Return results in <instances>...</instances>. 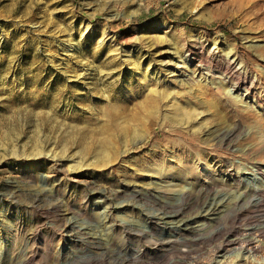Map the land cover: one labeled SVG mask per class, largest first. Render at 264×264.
<instances>
[{"label": "rangeland", "instance_id": "rangeland-1", "mask_svg": "<svg viewBox=\"0 0 264 264\" xmlns=\"http://www.w3.org/2000/svg\"><path fill=\"white\" fill-rule=\"evenodd\" d=\"M229 46L257 69L255 62L264 50V0H0V264H21L24 252H36L30 264H64L74 251L63 232L73 216L69 209L83 208L85 195L103 189L94 187L96 179L102 176L100 185L116 186L124 178L120 165L131 166L145 154L174 145L192 142L196 148L194 131L171 132L162 111L151 137L141 145L129 143L110 178L84 167L104 150L123 147L121 131L145 115L140 104L147 88L174 85L170 72L189 50L195 51L190 58L213 53L222 59ZM248 144L240 141L238 146ZM227 148L210 151L211 163L240 160ZM239 163L240 168L229 167L230 175L214 168L208 174L194 173L201 174V181L219 178L206 183L212 185L210 191L189 184V197L182 200V192L168 190L182 205L147 204L149 210L170 216L182 209L176 220L193 219L192 227L208 223L167 250L163 264H221L231 251L227 241L243 242L248 236L264 246V204L212 201L236 195L238 189L244 195V186L235 180L250 176L242 169L252 160ZM92 201L106 205L117 199L94 194ZM120 209L115 205V214ZM137 217L144 219L141 213ZM145 248L148 261L133 264L154 261L153 247L146 242ZM255 256L264 261V247Z\"/></svg>", "mask_w": 264, "mask_h": 264}, {"label": "bare ground", "instance_id": "bare-ground-1", "mask_svg": "<svg viewBox=\"0 0 264 264\" xmlns=\"http://www.w3.org/2000/svg\"><path fill=\"white\" fill-rule=\"evenodd\" d=\"M227 51V56L221 59L213 53L190 58V54L195 51L189 50L188 56L180 63L182 66L178 64L170 72L174 77L171 82L174 85L159 87V83H156L147 88L145 99L140 104L145 115L136 117L121 131L123 147H110L99 154L96 160L84 166L87 170H96L110 178L115 173L113 168L119 166L122 157L129 151L131 145L128 144L141 145L151 137V127L156 121L155 118L162 116V111L165 113L163 118L169 122L166 126L171 132L182 134L194 131L195 135H192L194 137L191 140L196 141L199 147H204L203 150L198 146L194 148L192 142L186 146L174 145L163 151H156L155 154L153 152L152 155L145 154L142 160L131 165L132 168L120 165L119 174L124 178L116 186L110 183L100 185L102 176L96 179L94 187L103 186V189L94 188L92 195H85L83 208L69 209L73 216L64 226L63 232L69 238L67 244L74 251L64 264H133L141 259L148 261L146 242L153 247L149 250L154 261L149 264H163L161 259L167 250L173 248L181 239L194 235V232L200 233L208 223H196L197 226L192 227L193 219L176 220L183 214L182 209L170 216L159 210L152 212L147 204L161 207L182 205L176 194L168 196L167 192H182L180 196L182 200H186L189 195H185V192L190 185L194 187L200 184L204 191H210L212 185L206 183L212 180L213 184L219 178L206 177L201 181V174L193 175L199 171L208 174L214 168L219 173L229 174L227 172L231 171L228 170L230 166L240 168L236 166L237 163L240 162V165L241 161L250 158L251 165L244 164L242 169H246L250 176L235 180L244 186V195L243 192L238 195V189L236 195L231 192L226 197L219 196L220 199L214 198L212 201L218 204L225 199L226 205H233V202L240 199L238 201L242 204L251 201H255L257 205L264 204V50L255 62L257 69H252L236 48L229 46ZM193 61L197 63L195 67L191 66ZM180 78L183 81L181 80L178 87ZM176 87L178 90L171 92ZM186 95L189 98H184ZM203 131H206L203 138L198 137ZM240 141H249V144L247 147H240ZM224 147H228L240 160L229 163L228 160L220 158L212 164L210 159L213 154L210 151L219 152ZM53 164L58 166L57 163ZM222 180V183H226ZM49 194H52V190ZM94 194L98 198L113 195L117 201L115 204H95L92 201ZM196 200L198 197L193 201ZM115 205L121 208L116 214ZM127 205L137 209L130 210L126 208ZM139 207L143 210L140 211ZM139 213L143 215V220L137 217ZM220 218L222 217H213L210 220L217 221ZM250 237L243 242L238 241V238L227 241V247L231 251L228 252L229 256L219 262L226 264L229 259L233 264L240 260L264 264L263 260L259 262L255 256L264 246ZM224 247L219 246V249L223 250ZM29 254L24 252V258L19 262L30 264L34 261L36 252ZM168 264H174V261Z\"/></svg>", "mask_w": 264, "mask_h": 264}, {"label": "trees", "instance_id": "trees-1", "mask_svg": "<svg viewBox=\"0 0 264 264\" xmlns=\"http://www.w3.org/2000/svg\"><path fill=\"white\" fill-rule=\"evenodd\" d=\"M185 19V16L181 17V20Z\"/></svg>", "mask_w": 264, "mask_h": 264}]
</instances>
